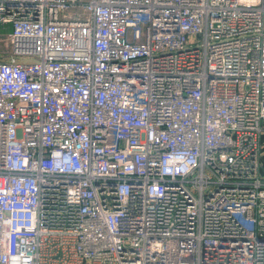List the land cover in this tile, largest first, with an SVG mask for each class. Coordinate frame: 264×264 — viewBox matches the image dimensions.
Here are the masks:
<instances>
[{
    "label": "built area",
    "instance_id": "built-area-1",
    "mask_svg": "<svg viewBox=\"0 0 264 264\" xmlns=\"http://www.w3.org/2000/svg\"><path fill=\"white\" fill-rule=\"evenodd\" d=\"M0 264H264V0H0Z\"/></svg>",
    "mask_w": 264,
    "mask_h": 264
},
{
    "label": "rangeland",
    "instance_id": "rangeland-1",
    "mask_svg": "<svg viewBox=\"0 0 264 264\" xmlns=\"http://www.w3.org/2000/svg\"><path fill=\"white\" fill-rule=\"evenodd\" d=\"M8 30H9V28L1 31V33H0V54L1 53H7L11 50L10 47L8 46V43H10V39H11L10 34H8L9 33ZM0 58H1V55H0ZM263 153H264V151H263ZM262 171L264 173V156H263Z\"/></svg>",
    "mask_w": 264,
    "mask_h": 264
}]
</instances>
